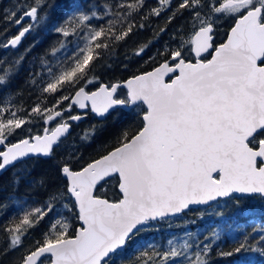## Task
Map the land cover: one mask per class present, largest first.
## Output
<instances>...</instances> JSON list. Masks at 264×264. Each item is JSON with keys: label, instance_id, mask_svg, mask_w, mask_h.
Returning <instances> with one entry per match:
<instances>
[{"label": "snow or ice", "instance_id": "obj_1", "mask_svg": "<svg viewBox=\"0 0 264 264\" xmlns=\"http://www.w3.org/2000/svg\"><path fill=\"white\" fill-rule=\"evenodd\" d=\"M145 2L117 0L103 5L102 12L95 7L90 12L74 10L63 23L53 24L52 31L64 38L74 36L76 41L72 55L56 60L55 66L41 57L44 74L36 72L29 81L41 94L68 92L51 108L38 101L29 113L46 125L43 134L33 135L29 128L25 138L9 144L8 138L32 120L20 115L22 108L13 110L0 101V146L4 148L0 151V172L29 158L54 155L67 138L70 121L82 119L81 115L64 119L74 107H90L103 117L118 106H146L138 113L135 130L123 131L118 146L106 155L79 170H73L66 160L58 162L62 163L59 173L67 181L66 193L80 226L70 234L68 218L57 212L43 240L12 264H107L112 254L150 222L176 216L192 205L231 198L235 193L264 199V0H180L167 22L187 11L191 31L187 39L181 35L175 48L166 43L164 51L158 53L166 58L151 71L110 85L100 83L87 91L89 85L99 82L98 77L88 75L94 71V62L114 55L117 45L147 27L150 17H158L171 4V0H157V7L141 16L137 24L135 17ZM45 4L46 0H33L19 18L15 11L9 14L5 9L6 21L19 26L29 18L30 23L0 48L18 47L26 34L45 24L48 14H40ZM221 18L233 19L234 24L226 33L227 39L214 45V30ZM93 19L106 22L96 27ZM165 30L166 26L160 28L155 36ZM177 31L182 32L183 26ZM151 42L140 45L133 55H142ZM66 43L61 40L51 53L57 54ZM189 46L198 58L194 63L185 57ZM213 47L211 59H199ZM23 59L22 54L9 67H0V88L10 84L15 66ZM121 87L126 88V95L118 98ZM64 104L67 106L62 107ZM94 131L95 126L85 130L81 140L90 138ZM74 155L70 152L69 159ZM114 174L119 177L121 198L109 201L95 195L98 184ZM13 183L19 184L15 174ZM39 184L44 186L45 180L41 178ZM64 198L62 189H54L42 206L24 209L18 224L5 228L8 247L4 252L22 246L29 229L55 212L57 202ZM62 207L73 211L67 203ZM260 233L264 228L256 240L242 234V239L234 241L238 246L219 255L238 256L239 264L250 254L264 258V234ZM220 240L216 228L204 241L189 232L179 242L175 237L168 239L162 252L156 245H147L139 252L137 264H176L178 258H183L181 264H209L213 242Z\"/></svg>", "mask_w": 264, "mask_h": 264}, {"label": "trees", "instance_id": "obj_2", "mask_svg": "<svg viewBox=\"0 0 264 264\" xmlns=\"http://www.w3.org/2000/svg\"><path fill=\"white\" fill-rule=\"evenodd\" d=\"M115 2L117 0H46L45 6L40 9V14L43 15L47 12V22L29 32L17 48H0V61H5L0 67H9L14 60L22 54L24 55L22 63L15 66L16 74L11 79L10 84L6 88H0V101H6L13 110L22 108L23 111L20 112V115L32 120L31 123L17 129L8 138L9 144L25 138L29 134V128L33 135L43 132L46 127L43 121L29 117V113L38 101L42 107L51 108L60 96L68 94L66 91L41 94L39 89L29 82L34 73L44 74V70L40 66L41 57L55 66L56 60L71 56L75 48L76 37H62L51 30L53 24L63 23L67 14H71L74 10L90 12L95 7L102 12L103 5ZM179 2L180 0H171L170 6L162 11L158 17H150L146 22L147 27L135 31L126 41L117 45L114 55L95 61L94 71L88 75L98 77L99 82L89 85L87 91L95 89L100 83L110 85L114 82L123 81L132 75L151 70L166 58L158 54L164 51L166 43L169 47L175 48L180 43L179 37L181 35L187 39L191 34L189 24L186 23L189 19L187 11L183 15H177L171 23L167 22V17L172 14ZM32 4L33 0H0V44L6 43L8 39L18 34L21 28L30 23L29 18H25V21L23 20L19 26H15L14 22L6 21L4 18L5 9L8 10L9 14L15 11L16 18H19ZM153 7H157V0H146L143 10L135 17V23L139 24L141 22L140 17ZM105 22L106 20H92L96 27ZM233 23V19L221 18L218 21L214 30V45L225 40L226 33ZM165 26L166 30L160 33L158 37L155 36V33H159L160 28ZM181 26H183V31L178 32L177 29ZM174 33L176 34L175 39H173ZM61 40H66V47L53 55L51 49L59 47ZM149 40L152 42L142 55H133L135 49ZM210 54L211 51L207 52L201 56V59H208ZM185 57L188 60H194L190 46L186 48ZM37 83H40L39 77H37ZM118 93V98L126 95L123 88L118 89ZM66 106V104L62 105V107ZM60 107L58 106L57 110ZM143 108V105L127 110L117 107L102 120H98L94 115L87 112L86 117L81 122L71 123L70 133L62 141L61 146L56 149L54 155L29 158L16 163L0 174V264H12L13 261L25 255L28 250H34L36 242L43 240V234L48 231L57 212L68 218V222L71 224L70 234H74L75 228L80 226V223L76 219L74 206L66 193L67 182L59 173L62 163L58 162L66 160L73 170H78L92 160L106 154L118 146V140L123 131L132 132L135 130L134 126L138 120V113ZM76 112V107H74L71 112L65 113L64 119ZM7 115L6 113L5 118ZM58 122L57 120L56 123ZM50 125L53 127L55 123ZM92 126H95L94 134L86 140H81L85 130L92 128ZM70 152H74L75 155L69 159ZM19 169L25 171H17ZM14 174L19 177L18 185L13 183ZM41 178L45 180L44 186L39 184ZM54 189H62L65 192V198L57 202L56 211L47 215L37 226L29 229L22 238V246L5 253L4 249L8 247V234L5 232V228L14 227L15 224H18L24 209L42 206ZM95 195L110 201L120 199L117 177L113 176V178L100 184L96 188ZM237 201L239 202L238 205ZM65 203L73 208L72 212L62 207ZM213 228L221 233V240L213 242L214 246L207 258L209 264H239L238 256H221L219 253L232 251L235 246H238L234 241L242 239V234H250V240L258 239L257 233L264 228V199L257 195H232L231 198L220 199L209 206L194 207L176 216L150 222L145 230L138 232L123 249L112 254L108 258L107 264H137L139 252L145 251L147 245H156L158 250L162 252L170 238L175 237L179 242L186 233L191 232L197 234L199 240L204 241ZM182 259L178 258L176 264H181ZM244 264H264V258L258 254H250Z\"/></svg>", "mask_w": 264, "mask_h": 264}, {"label": "water", "instance_id": "obj_3", "mask_svg": "<svg viewBox=\"0 0 264 264\" xmlns=\"http://www.w3.org/2000/svg\"><path fill=\"white\" fill-rule=\"evenodd\" d=\"M233 24H234V23H233ZM229 30H230V29H229ZM16 35H17V34H16ZM26 35H27V34H26ZM22 39H23V38H22ZM226 39H227V36H226L225 40H226ZM225 40H224V41H225ZM224 41H223V42H224ZM223 42H222V43H223ZM209 51H211V54H212V52L214 51V49L212 48V49H210ZM191 53H192V55H193L194 60H193V61L190 60V61L194 63L195 60L198 59V58L195 56V54H194L193 52H191ZM206 53H207V52L201 53V56H203V55L206 54ZM201 56H200V57H201ZM200 57H199V59H201ZM208 59H211V55H210V57H209ZM208 59H207V60H208ZM205 61H206V60H205ZM157 66H158V65H157ZM155 67H156V66H155ZM151 70H152V69H151ZM151 70H149V71H151ZM177 74H178V72H177ZM170 76H171V74H169L168 77H165V79L168 80ZM127 79H128V78H127ZM127 79H125V80H127ZM123 81H124V80H123ZM120 82H122V81H120ZM114 83H116V82H114ZM104 84H105V83H104ZM98 87H99V86H97L96 88H98ZM96 88H95V89H96ZM121 88H123V87H121ZM95 89H93V90H95ZM124 89L126 90V88H124ZM93 90H91V91H93ZM118 107L123 108V109H126V110H127V109H130V108H124V107H122V106H118ZM116 108H117V107H116ZM144 108H146V106H144ZM76 109H77V113H75V114H73V115H81V116H82V119L79 120V121H70V125H71V123H76V124H77V123L81 122V121L86 117L87 112H89V113H91L92 115H94L98 120H102V119H104V117L108 114V113H107V114H105L103 117H100V116H97L95 113H93V112L91 111L90 107H89L88 109H86V110H81V109H79L78 107H76ZM112 110H113V109H112ZM110 111H111V110H110ZM110 111H109V112H110ZM54 127H55V126H54ZM70 130H71V127H70ZM69 133H70V131H69ZM69 133H68V134H69ZM41 134H43V132H42ZM68 134H67V135H68ZM14 143H16V142H14ZM10 144H11V143H10ZM3 150H4V148H3L2 146H0V151H3ZM111 150H112V149H111ZM111 150H110V151H111ZM108 152H109V151H108ZM108 152H107V153H108ZM107 153H106V154H107ZM106 154H104V155H106ZM102 156H103V155H102ZM41 157H43V156H41ZM100 157H101V156H100ZM100 157H98L97 159H99ZM14 165H15V164H14ZM9 168H10V167H9ZM9 168H7V169H9ZM7 169H6V170H7ZM6 170L0 172V174H2L3 172H5ZM78 170H79V169H78ZM113 176H116L117 179H118V181H119V177H118L117 174H114ZM64 179H65V178H64ZM108 179H110V178H106L105 181L108 180ZM65 180H66V179H65ZM66 182H67V181H66ZM102 183H103V182H102ZM102 183H99L98 186H99L100 184H102ZM98 186H97V187H98ZM95 191H96V189H94V192H95ZM118 191H119V189H118ZM119 193H120V192H119ZM233 195L242 196V194H239V193H235V194H233ZM245 195H247V194H245ZM121 196H122V194L120 193V198H121ZM247 196H251V195H247ZM99 197H101V196H99ZM101 198H104V197H101ZM72 199L74 200V198H72ZM104 199H106V198H104ZM220 199H225V198H218L216 201H218V200H220ZM109 201H110V200H109ZM216 201L208 202L207 204H204V205H192V206L189 207V209L194 208V207H198V206H209V205H211L212 203H214V202H216ZM189 209H186V210H184V211H187V210H189ZM184 211H183V212H184ZM79 223H81V222H79ZM124 247H125V246H124ZM124 247H123V248H124ZM123 248H122V249H123ZM120 250H121V249H120Z\"/></svg>", "mask_w": 264, "mask_h": 264}, {"label": "bare ground", "instance_id": "obj_4", "mask_svg": "<svg viewBox=\"0 0 264 264\" xmlns=\"http://www.w3.org/2000/svg\"><path fill=\"white\" fill-rule=\"evenodd\" d=\"M25 21V20H24ZM17 48V47H16ZM5 54V53H4ZM51 126V125H50ZM17 142V141H16Z\"/></svg>", "mask_w": 264, "mask_h": 264}, {"label": "flooded vegetation", "instance_id": "obj_5", "mask_svg": "<svg viewBox=\"0 0 264 264\" xmlns=\"http://www.w3.org/2000/svg\"><path fill=\"white\" fill-rule=\"evenodd\" d=\"M67 118H68V117H67ZM67 118H66V119H67Z\"/></svg>", "mask_w": 264, "mask_h": 264}]
</instances>
